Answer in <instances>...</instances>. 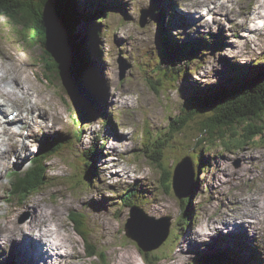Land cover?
<instances>
[{
    "label": "rangeland",
    "instance_id": "1",
    "mask_svg": "<svg viewBox=\"0 0 264 264\" xmlns=\"http://www.w3.org/2000/svg\"><path fill=\"white\" fill-rule=\"evenodd\" d=\"M64 2L72 12L82 9L79 15L90 20H85L88 28L85 21L74 24L75 35L89 47V59L96 66L90 77L98 80L97 88L84 96L77 95L79 81L71 61L69 70L64 68L58 77L45 71L60 61L53 54L54 62H48L50 51L75 56L82 47L76 38L72 40V33L66 40L68 31L54 35L46 28L38 32L44 39L0 14V94L7 93L0 110L5 118L16 119V125L3 124L0 131L8 127L25 139L19 144L7 134L3 140L0 136L1 151L7 149L3 155L0 151V225L27 223L36 212L29 200L43 198L47 204L62 199L58 205L62 233L57 216L51 214L54 208L47 207L45 222L66 243L67 235L77 249L70 245L59 249L60 258L50 264H125L128 256L132 264H197L203 254L220 250L230 253L229 264H264V133L224 148L223 139L216 140L219 133L213 131L206 133L209 143L204 144L200 114L180 134L169 132L171 118L207 97L213 88H228L229 77L246 74L243 77L248 79L253 71L264 70L262 0H59L57 4ZM206 6L211 7L209 12ZM40 40L44 49L33 44ZM180 41L189 46L187 53L197 47L196 57L182 67L176 49L168 67L169 46ZM172 61L182 68L180 73H169L177 67ZM25 76L29 82H24ZM84 107L91 116L88 121L80 119ZM30 108L29 118L22 120ZM242 124L246 126L236 127L234 136L227 129L225 137L233 140L246 134L248 121ZM53 138L65 140L66 145L46 163V183L36 193L17 197L14 184L25 181L42 142ZM185 156L191 158L196 176L192 188L185 191L187 196L177 199L173 177L175 168L184 170ZM143 191L147 193L142 199ZM127 193L131 199L123 201ZM252 199L262 206L261 216L249 218L252 227L246 230L236 227L239 219L232 222V217L241 216L239 212ZM140 208L145 216L154 217L149 244H157L169 231L162 245L148 253L128 236L130 212ZM71 213L84 216L86 240L74 227ZM26 223L17 239L32 237L36 229L42 232L41 226ZM208 225L213 230L198 241L197 230ZM5 239L0 237V264L24 263ZM90 246L95 248V258L87 256Z\"/></svg>",
    "mask_w": 264,
    "mask_h": 264
},
{
    "label": "trees",
    "instance_id": "2",
    "mask_svg": "<svg viewBox=\"0 0 264 264\" xmlns=\"http://www.w3.org/2000/svg\"><path fill=\"white\" fill-rule=\"evenodd\" d=\"M58 1L59 0H0V14L11 18L14 25L17 27L25 26L27 30H33L32 32L34 34L39 35V31L44 32L47 28V30L54 35H57L61 31H64V33L68 31L66 40L70 37V33L73 34V41H75V38L78 40V37L74 33V24L76 22L75 20L77 19V15L75 12L67 9L71 7L70 5H66L65 2L58 5ZM37 14H39V19ZM78 24H80V22ZM40 36L43 35L40 34ZM43 37L45 39V36ZM62 40L68 47L69 45L67 44V41L65 39ZM78 41L82 44L83 48L81 47L80 49H77V55L75 53V56H68L66 53L59 55L57 51L53 53L50 51L52 54L51 56L46 53V55L49 56L48 62H54L53 54L60 61L56 63V66L52 65L46 68L45 71L49 74L54 73L55 77H58L59 74L62 75L65 73L64 68L69 70L67 63L71 61L74 67V74L79 81V86L76 85L77 95L81 93V95L84 96L83 94H87L89 92L92 93L97 88L96 84H98V81L95 79V82L90 77V70L95 67L94 61L89 59L90 49L88 46L86 47L81 40ZM33 44L34 46L40 47V49H44L45 47L44 42L41 40L39 44H35V42H33ZM202 44V42L197 43L198 47ZM59 46L60 49H63L61 43H59ZM176 49H179L181 52L179 65L182 67H186L196 57L197 47H190L191 52L187 53L186 51L189 49V46L183 41H180L179 44L175 43L172 46H169L166 54V64L168 67L170 66L168 60L171 59L170 56ZM171 65L173 67L177 66L173 61L171 62ZM180 70L182 71V68L177 66L172 71H169V73H180ZM244 75L246 74H236L235 76H231L226 82L228 88L223 89V87H215L211 92H207L209 94L207 97L197 99L194 102L192 101L193 103H191V106H186V109H184L178 117L171 118L169 123V132L171 134H180L183 132V129L181 128L195 120L197 115L200 114L203 119L200 123L203 135L201 136L200 141L204 144L209 143L206 133H213V131L219 133L218 136L215 135L216 140L223 139L222 142L224 148H227L232 144L239 145L244 140H251L257 135H263L264 70H257V72L253 71L251 75L252 78L245 79L246 77L244 78ZM96 99L100 101L99 98ZM92 106L93 105L88 106L89 113L92 111ZM89 113L86 107H84V110L80 115V119L83 121L90 120L91 116ZM245 121H248L246 134H242L239 139L233 140L225 137V135L229 132H231V135L234 136L237 130L236 127L245 125L242 124ZM249 122L252 123L251 126L249 125ZM257 124H259V126ZM208 127L212 128L209 129ZM227 129L229 130L228 133L226 132ZM204 134L206 136H204ZM148 135L149 131L146 129L143 135L144 144L145 138L147 139ZM63 145H66V141H59L57 138L42 142L40 149L33 156L36 164L29 170L28 176L26 177L27 174L25 175V181L21 184H14L12 192L17 197L24 198L27 195L38 192L40 188L44 186L47 180L46 163L49 161L50 157L57 155L59 151H61V147ZM49 150L51 151L49 152ZM146 155L149 157L147 153ZM189 198L190 196L188 199ZM122 200H130L128 193L123 196ZM184 205H186L185 201ZM70 215H72L74 227H77L84 240H86L84 235L88 234V229L85 225L84 216L76 213H71ZM187 217L183 222L184 224L189 223L186 222L188 221ZM96 254L95 248L90 246V251L87 256L96 257ZM229 254V252L224 250L207 255L203 254L199 258L197 264H229Z\"/></svg>",
    "mask_w": 264,
    "mask_h": 264
},
{
    "label": "bare ground",
    "instance_id": "3",
    "mask_svg": "<svg viewBox=\"0 0 264 264\" xmlns=\"http://www.w3.org/2000/svg\"><path fill=\"white\" fill-rule=\"evenodd\" d=\"M261 3H262V5H260V7L264 6V0H262ZM79 12H82V10L77 9L75 11V14L79 15ZM192 16L195 18L196 14L194 13V14H192ZM196 18H198V17L196 16ZM85 20L87 22L90 21L87 18L84 19L83 16L79 15V17L75 20L76 21L75 23L78 24L80 21L83 22ZM86 21L83 22V24H84L85 28H88L89 24L86 26L85 25V23H87ZM94 69H96V66L94 67ZM23 74H24V72H23ZM95 77H96V75H95ZM96 79H97V77H96ZM24 82H29V79H28L27 76L24 77ZM22 89H24L26 95L30 94L29 93L30 90H27L26 88H22ZM5 92L6 91L3 92L4 95L7 94ZM3 94L2 93L0 94V101H2L4 99V98L2 99ZM37 96L39 97V95H37ZM40 98L41 97H39V99ZM1 109H3V107ZM98 109H100V105L98 106L97 110ZM3 110H5V109H3ZM31 110H33V109L30 108V109L26 110V113H27V117L26 118H29V111H31ZM0 112H1V110H0ZM15 116H16V114H15ZM30 117H31V115H30ZM2 120L3 119L1 118L0 126H2L3 124L9 125V124H12L14 122V120L10 121L9 119L6 118V119H4V122L2 123ZM44 126H47V123H44ZM5 128H7V127H1L0 136H1L2 140L5 137V135L7 134L9 137L15 138V140L17 141V139H16L17 133L13 132V130H11L10 128H7V129H5ZM3 133H5V134H3ZM2 140H1V142L3 143ZM15 140H13V141L16 142ZM12 145H14V144H12ZM0 151H1V149H0ZM5 151H7V149L4 150V151H1V155H3V152H5ZM191 162H192V160H191ZM1 169H3V167ZM146 193L147 192H144V191L141 192L140 193V197L143 199ZM128 195H129V197L131 199V196H132L131 193H128ZM190 198H191V196H190ZM189 200H188V203H189ZM255 200L256 199H252L251 201H249V203L246 205V207L239 212V213H241V216L239 215V217H235V218L232 217V219H231L232 222L235 221L236 219H239V221H235V226L236 227L240 226L244 230H246L247 227L251 226L249 218H251V217L259 218L261 216V214L263 212V208H262L261 205H257L255 203L256 202ZM61 201H63V200L60 199L59 201H56V199L54 198L53 200H51L50 202L45 204V203H43V198H34L33 200H29V203L34 206V210L36 212L27 220V223L26 222L25 223L28 225V227L36 228V227H40L41 226L43 228L42 232H40L41 229H36L37 232L35 231L34 235H32V237L29 236V235H28L29 237H27V236L26 237L19 236V239H17L18 234H20V232H21V226L24 225L25 223L22 224V225H13L10 222H4L2 225H0V230H1L0 237H2L4 239H5V237H8L10 239L8 241L6 239L4 241L3 240L2 241L5 242V243L10 244L12 246V248L14 249V251L20 253L21 256L24 258L23 261H24L25 264H35V262L37 260L40 261V262H43V264H47V263H51V261H53V260H58L60 258L59 255L61 254V251H62V250L59 251V249H65L69 245L71 246L72 250L76 251L77 246L76 245H72V243L70 242V240L67 237V235H64V236L67 238V243L68 244L66 243V240L62 237L63 235H61L60 233L56 232V230H55L56 228L55 229L51 228L45 222V217H46V215L48 213L47 207L54 208L52 210L51 214L54 215V216H57L56 224L60 225V232L62 233V231L64 229V224L62 223L61 219H59V216L61 215V211L58 210V207H59L58 205H59V203ZM121 203H122V201H121ZM150 210L154 211L152 209V206H151ZM131 212L132 213L130 214V216L132 218V217H134V212H133V210H131ZM124 213L125 212L121 213V216H123ZM224 215H227V214H224ZM148 217H151V216H148ZM152 218H154V217H152ZM181 223H182V221H181ZM245 224H248V225L245 226ZM144 226H145V228H144ZM181 227H183V226H181ZM151 230H152L151 225L148 222H146L145 220H140V221L135 222L133 225L131 224V228H130L129 232H130V234H132V236H134L136 238V240L140 244L146 246V242L145 241L147 240L149 234L151 233ZM209 230H213L211 225H208V227L206 229L203 228L202 231L197 230V237H198L197 240L199 241V240H203V239L207 238L208 234H209L208 233ZM24 232L26 234V231H24ZM139 238L142 241H140ZM148 243H149V239H148ZM158 248L159 247H157L156 249H158ZM24 249H26L25 253H23ZM69 252H70V250H69ZM187 253H188V250H187ZM187 253L184 256L186 261L189 259V256L187 255ZM119 259H121V257ZM12 261H15L17 264H24L22 262L19 263V261L17 262L16 260H12ZM117 262L118 261H116V264H118ZM66 263L68 264V261ZM132 263H133L132 258L128 256L127 262L125 264H132ZM172 264H174V263H172Z\"/></svg>",
    "mask_w": 264,
    "mask_h": 264
},
{
    "label": "water",
    "instance_id": "4",
    "mask_svg": "<svg viewBox=\"0 0 264 264\" xmlns=\"http://www.w3.org/2000/svg\"><path fill=\"white\" fill-rule=\"evenodd\" d=\"M184 170H181V168H175V173H174V177H173V189L175 191V195L177 197V199H181V198H185L187 195L185 194V191L190 190L192 188L193 185V178H194V172H193V166H192V162L190 160V158L185 157L184 161ZM143 211V210H142ZM141 209H133L134 212V217H132L129 220V224L127 227L128 230V236L131 237L132 239L136 240V238L134 236H132V234H130L129 230L131 228V224L133 225L135 222L140 221V220H145L146 222H148L151 225V233L149 234L146 242V246L139 244V246L142 247V249L144 250V252H150L155 250L157 247H160L162 245V243L166 240L167 236H168V228L165 230V234H162V238L159 239L158 243L155 245L149 244L148 243V239H150V236L152 234L153 231V223L150 220V218L152 217H148L147 215L145 216L142 213ZM132 212H130L131 214ZM140 241H142L139 238Z\"/></svg>",
    "mask_w": 264,
    "mask_h": 264
}]
</instances>
